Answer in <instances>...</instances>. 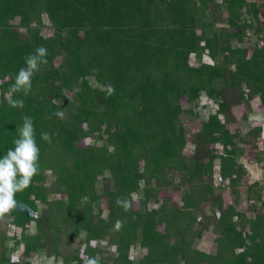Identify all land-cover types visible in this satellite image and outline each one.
<instances>
[{
    "label": "trees",
    "instance_id": "trees-1",
    "mask_svg": "<svg viewBox=\"0 0 264 264\" xmlns=\"http://www.w3.org/2000/svg\"><path fill=\"white\" fill-rule=\"evenodd\" d=\"M262 8L264 0H0V156L24 116L40 149L37 174L15 195L26 207L4 215L12 234L0 264H264V138L251 125L252 101L264 104ZM41 46L47 62L28 95H12L24 106L12 107L6 94ZM109 84L111 96L101 90ZM238 104L246 111L235 122ZM249 147L260 179L248 178ZM195 229L207 233L206 248L192 244Z\"/></svg>",
    "mask_w": 264,
    "mask_h": 264
},
{
    "label": "clouds",
    "instance_id": "clouds-1",
    "mask_svg": "<svg viewBox=\"0 0 264 264\" xmlns=\"http://www.w3.org/2000/svg\"><path fill=\"white\" fill-rule=\"evenodd\" d=\"M46 56L47 49L41 46L36 48L34 53L25 57L26 66L18 71L14 83L6 94L10 106L21 108L24 106L22 99H12V95L15 93L28 95L31 90L32 77L39 70L40 64L47 62ZM101 90L105 91L108 96L115 93L114 86L110 84ZM54 115L61 119L64 117L63 111H58ZM22 119V125L17 128L18 136L13 141L14 147L9 148L6 154L0 156V218L14 209L26 207L15 199V195L29 187L33 176L38 172L40 149L36 143L33 121L30 116H24ZM258 121H262V118H256L251 125ZM257 126L262 127L263 130L264 121ZM261 134V138H264L263 131ZM41 138L50 140V134L43 132ZM116 202L118 206H123L125 210L131 207L130 202L126 200L117 198ZM121 226V222L117 221L114 227L119 230ZM85 264H98V261L95 258H89Z\"/></svg>",
    "mask_w": 264,
    "mask_h": 264
},
{
    "label": "rangeland",
    "instance_id": "rangeland-1",
    "mask_svg": "<svg viewBox=\"0 0 264 264\" xmlns=\"http://www.w3.org/2000/svg\"><path fill=\"white\" fill-rule=\"evenodd\" d=\"M251 1H256V2L261 3L263 0H251ZM260 17H261V21H264V8L261 9ZM42 20H43L42 34L44 36L51 35L52 34V30L49 28V21H48L47 17L44 14L42 16ZM17 21H18V18L13 20L14 23H17ZM258 42H259L260 45L263 44V46H264V38H259ZM60 60H61L60 57H55L52 62L54 63V65H58L60 63ZM205 60L206 61H210L207 57H205ZM189 61H190L191 64L196 63L194 56H191L189 58ZM259 103H260V101L256 97L252 101V108H253V110H255V111L258 110V112H260V116L259 117L262 118V121H264V106H262V105L258 106L257 104H259ZM183 104H185V102H183ZM231 110H232V113L234 114V118H235V122H236L237 120H239L242 117L243 113L246 111V108H245L244 104H238V105H233ZM262 121L254 122L252 126H257ZM196 129H197V126L194 127V131ZM188 140L190 142V138L189 137H188ZM89 141H90L89 138H85V139L80 140L79 143H80L81 146H85ZM251 148H253V147H251ZM251 148L249 147V151L247 150L250 153V157H248L249 159L250 158H255L254 154H255L256 149L255 148L251 149ZM189 150L190 149H188L187 151L189 152ZM248 178H250V177H248ZM245 183H246L245 181H241L238 184V181L237 182L235 181L232 184H233L234 188L237 190V192L240 193V192H243L246 189V187H245L246 184ZM230 189H226L225 195H224L225 196L224 200H227V201L228 200L231 201V199L233 200ZM160 194L162 196H165V197L168 196L169 197V201L172 204L177 205V204L180 203L179 193H177V192L168 191L167 189H162ZM139 201H140V199H137V197H135V200H134L135 208L139 205ZM152 201H153V199H150L148 201V206H151ZM246 204H248L246 202V200H243L241 203L239 202V205H238L239 210L244 211V209H246V206H247ZM4 220H5L4 216L2 218H0V242L1 243L2 242L6 243L7 242L6 241L7 240L6 237L10 236V234H12V231L8 230V228L6 227V224H4V223H6V220H5V222H4ZM15 230H16L15 232H19L20 229L19 228H15ZM32 230H33V228H32V226H30V228H29V230L27 232H31ZM207 236L208 235L205 232H201V231H198L196 229L193 230L192 231V244L194 246H200V247H205L206 248L207 244L209 245L208 242L210 241L209 237H207ZM142 253H143V248L142 247H138L137 249H134V250H132V252H130V257L134 260V258L139 257L140 254H142ZM21 255H23V251H22V249H19L13 254L12 258L16 260ZM34 262H37V261H34Z\"/></svg>",
    "mask_w": 264,
    "mask_h": 264
},
{
    "label": "crops",
    "instance_id": "crops-1",
    "mask_svg": "<svg viewBox=\"0 0 264 264\" xmlns=\"http://www.w3.org/2000/svg\"><path fill=\"white\" fill-rule=\"evenodd\" d=\"M257 105L260 106V105H264V104L259 103ZM256 112H258V110ZM258 113L260 116V112H258ZM259 116H257V118H259ZM260 128H261V132L263 131V133H264V126H263V130H262V127H260ZM243 161L247 167L250 179L251 180L260 179L262 172H261V169L259 168L258 164L255 163L254 160L249 159L248 157H245Z\"/></svg>",
    "mask_w": 264,
    "mask_h": 264
},
{
    "label": "built area",
    "instance_id": "built-area-1",
    "mask_svg": "<svg viewBox=\"0 0 264 264\" xmlns=\"http://www.w3.org/2000/svg\"><path fill=\"white\" fill-rule=\"evenodd\" d=\"M217 180L221 181L222 180L221 176H217Z\"/></svg>",
    "mask_w": 264,
    "mask_h": 264
}]
</instances>
